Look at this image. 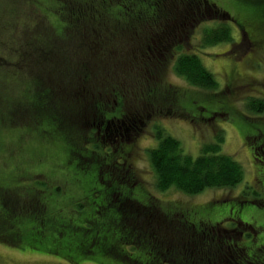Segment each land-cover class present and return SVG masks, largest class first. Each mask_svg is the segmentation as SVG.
<instances>
[{
    "label": "rangeland",
    "instance_id": "374dc122",
    "mask_svg": "<svg viewBox=\"0 0 264 264\" xmlns=\"http://www.w3.org/2000/svg\"><path fill=\"white\" fill-rule=\"evenodd\" d=\"M198 1L203 7V1ZM34 2L0 0V176L3 177L0 187L37 189L32 176L43 182L46 181L45 176H48L47 186L38 188L47 211L44 217L31 213L27 219H22L20 214L14 219H8L7 216H13V213L9 214L0 205V264H130L125 260L126 257L143 264V252L137 248L132 249L120 238L119 214L101 205V184L96 183L98 163L82 161L78 156V153L87 156L85 146L74 139L73 143L77 146L67 142L72 145V150H67L61 139L62 130L56 121L28 123L24 115L10 118L1 113L3 107L11 110L16 104L10 94L15 88L13 74L19 72L1 66L6 64V60L11 61L14 50L21 46L23 50L26 49V30L37 28L35 35L42 33V28L48 24L47 18L57 24L53 20L58 12L55 0H37L40 6L34 5L36 9L32 5ZM163 2L172 9L176 6L174 1ZM207 2L227 13L232 21L224 22L219 15H192L187 11L191 22L187 30V41H182L180 46H167L168 50L164 53L168 64L163 66L164 61L161 64L157 60L154 68L157 71L158 67L160 72L154 78L156 85H162V90L163 86H167L170 91L176 90L178 95L167 91L173 99L159 97L151 109L143 111L129 103L131 111L149 112V117L145 118L146 125L136 140L140 159L143 157L144 160L139 159L135 165L145 192L160 199L163 210L170 213L183 212L192 223L224 222L223 226L228 228L233 220L238 219L255 227L258 231L255 242L247 236L241 242L242 246L252 252L264 244V207L251 202L255 199L264 200V163H256L252 159L253 147L260 146L264 140V111H250L246 104L250 99L264 101V4H257L260 0ZM259 19L262 23H258ZM223 23L231 29L232 41L203 48V31ZM240 27H245L248 32L240 30ZM59 31L58 25L54 32ZM245 33L250 41L246 40ZM183 35L181 33L180 36ZM37 37V44L43 45V35ZM181 54L196 55L213 74L217 88L203 90L179 77L174 72L173 64ZM36 56L31 54V61L28 59L32 67L37 65ZM24 63L20 61L18 68H23ZM7 65L11 66L10 63ZM19 97H23L26 102L30 100L28 93H21ZM113 107L112 115L115 114ZM156 129L177 139L183 151L193 158L200 154L202 145L215 141L219 134L223 135L221 152L241 165L243 181L233 188H207L197 195H186L173 188L164 194L160 193L155 187V175L147 155V150L156 145ZM95 139L97 143L100 142L98 136ZM258 179L261 183L257 182ZM88 181H94L95 184ZM143 194L138 191L142 202ZM17 195L24 197L20 193ZM242 199H245V203H241ZM12 220H18V224L13 225ZM152 225L155 227V223ZM176 225L174 221L166 229L173 233ZM161 234H165L162 224ZM121 255H125V258Z\"/></svg>",
    "mask_w": 264,
    "mask_h": 264
},
{
    "label": "trees",
    "instance_id": "16d2710c",
    "mask_svg": "<svg viewBox=\"0 0 264 264\" xmlns=\"http://www.w3.org/2000/svg\"><path fill=\"white\" fill-rule=\"evenodd\" d=\"M55 1L58 12L53 20L59 25L60 31L55 33L58 25L53 24L39 11L48 20V24L42 28L44 31L35 35L37 28H28L24 38L26 49L23 50L21 46L14 50L11 61L6 60V67L1 66L19 71L13 74L15 88L10 94L16 104L11 110L3 107L1 113L9 115L10 118L24 115L28 123L42 120L58 122L64 146L67 150H72V145L68 143L78 140L87 150L86 157L81 153L78 156L86 162H90L91 150H101V142L97 143L94 136L96 125L93 126L90 122L124 118L122 116L125 111H131L130 102L133 107L138 106L141 110L151 109L159 97L173 99L168 95L169 92L178 95L176 90L170 91L167 86L160 89L162 85H156L154 80L160 73L158 67L154 71L155 61H164L161 64L165 66L168 60L166 55L163 58L157 56L161 53L160 47L146 28L153 21V13L155 23H150L152 28L160 23L187 21L191 24L184 9L192 15L213 14L219 15L224 22L232 21L227 13L209 5L206 0H202L203 7L198 0H170L176 5L173 9L164 0ZM260 1L257 4H264V0ZM34 3L33 7L40 6L37 0ZM259 22L262 23L260 19ZM46 29L48 31L45 33ZM241 29L248 32L245 27H240ZM41 35L44 39L43 45L36 42L37 36ZM232 38L231 29L223 23L203 31L201 46L204 48L229 43ZM246 40L250 41L247 35ZM31 54L39 56L35 57L37 65L34 67L28 62ZM60 56L62 58H58ZM20 61H24L25 66L19 69L17 65ZM9 63L11 66L7 65ZM173 69L193 87L214 90L218 86L213 74L194 54L178 55ZM21 93H28L30 100L23 101V97H19ZM23 104L29 107L23 108ZM15 105L17 108L13 109ZM112 105L114 115L111 114ZM246 106L250 111H264L263 100L250 99ZM146 111L138 112L141 122H145L149 114ZM155 133L156 145L147 150V155L155 175V187L159 192L173 188L186 195H197L207 188L229 189L243 181L241 165L221 152L223 135L219 134L215 141L202 145L200 154L193 158L183 151L177 139L162 130L156 129ZM45 177L46 181L43 182L32 176L37 189L0 187V205L9 214L13 213V216H7L8 219H14L19 214L22 219H27V216L31 217V213L44 217L47 205L41 198L39 189L47 186L49 177ZM0 180H3L2 176ZM5 192H10L11 195ZM14 193L16 194L13 195ZM17 193L22 194L24 199ZM254 201L257 206L264 207V200ZM154 212L151 209V214ZM143 213L149 215L148 210ZM149 217L154 218L153 215ZM149 217L144 218L138 242L135 240L137 231L128 227V245L143 252V264H264V247L249 252L241 245L239 232L245 231V226L233 225L234 231H231L222 224L192 223L188 216L184 215L182 218L176 214L172 216V220L178 224L176 231L172 233L162 227L165 232L163 236L161 230L152 225ZM17 222L18 220L11 221L13 225L18 224ZM237 222L240 223L238 220ZM121 232L123 237L122 228ZM121 257L124 259L125 255ZM125 260L130 264H139L136 259L126 257Z\"/></svg>",
    "mask_w": 264,
    "mask_h": 264
},
{
    "label": "flooded vegetation",
    "instance_id": "af4514ba",
    "mask_svg": "<svg viewBox=\"0 0 264 264\" xmlns=\"http://www.w3.org/2000/svg\"><path fill=\"white\" fill-rule=\"evenodd\" d=\"M184 13L188 14L186 9ZM180 11V10H179ZM182 12V11H181ZM153 17L151 20H155ZM158 18V17H157ZM150 23H155V22ZM148 23L146 28L149 31V34L156 38L157 45L160 47L161 53L157 54L159 58H163L168 50V47H171L173 44H179L182 41H187V30L190 28V24L182 23H171L165 24L160 23L156 24L153 28L151 24ZM174 33H171V32ZM181 33H184L183 36H180ZM173 37V38H171ZM179 37V38H177ZM177 38V41H175ZM152 41V40H151ZM154 43V45H156ZM167 48V49H166ZM124 118L107 120L106 122H92L93 126L96 125L95 136H98L100 139L99 147L100 151L90 152L92 156L90 161H95L98 164V173H97V184H101V205L104 209H111L116 211L120 216V226H122L124 242L128 244V227L136 230L135 240L138 242L140 237V230L144 221V218L153 215L152 223H155V228L161 230L162 227L166 226L171 227L173 224L172 216L184 215L188 216L183 212L170 213L161 207V200L155 196H151L145 192V188L141 182V176L139 175L138 168L135 165L140 159V152L137 151L136 140L140 136V132L143 127L146 125V122H141L138 118L140 117L138 112L135 111H125L123 114ZM149 117V114L146 118ZM259 137L261 135H258ZM114 144V147H113ZM260 146L253 147L252 150V159L256 163H264V140L261 141ZM96 159V160H95ZM140 160H144L142 157ZM255 169H258L255 167ZM258 183H261V180L258 179ZM95 182L93 181V185ZM92 185V186H93ZM138 191H142L143 202L140 197H138ZM160 192L162 194L166 193ZM227 200V199H225ZM255 204V201H251ZM241 203H245V199L241 200ZM151 209H154V214H151ZM148 210L149 215H144V211ZM171 218V219H170ZM238 219L233 220L232 226L226 228L223 226V223H214L222 224L226 229L234 231L232 228L233 225L245 226V231L239 232V237L244 239V236H247L249 239H253L255 242L258 231L252 225L245 224L243 222H237ZM194 225V224H193ZM139 234V235H138ZM264 247V244L258 246L256 250ZM254 250V251H256Z\"/></svg>",
    "mask_w": 264,
    "mask_h": 264
}]
</instances>
